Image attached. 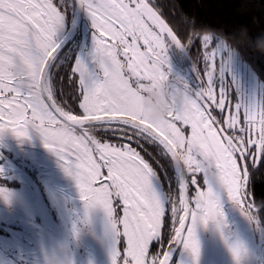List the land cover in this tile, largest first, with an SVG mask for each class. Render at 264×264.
Masks as SVG:
<instances>
[{
    "label": "snow or ice",
    "instance_id": "6c2138e0",
    "mask_svg": "<svg viewBox=\"0 0 264 264\" xmlns=\"http://www.w3.org/2000/svg\"><path fill=\"white\" fill-rule=\"evenodd\" d=\"M78 11L90 21L93 50L90 66L71 62L74 112L72 96L53 80L67 61L60 35ZM163 15L154 0H0V133L39 134L86 207L106 211L118 240L113 264H171L177 243L198 261V226L224 227L222 196L253 222L264 207L250 187L252 169L264 159V101H233L224 82L236 45L191 23L182 39ZM193 46L195 88L169 67L170 49ZM153 81L164 83L174 102L167 122L149 120L132 103L133 90ZM161 157L190 175L168 195L157 188ZM0 195L7 198L3 189ZM225 242L242 264L244 244Z\"/></svg>",
    "mask_w": 264,
    "mask_h": 264
},
{
    "label": "flooded vegetation",
    "instance_id": "af4514ba",
    "mask_svg": "<svg viewBox=\"0 0 264 264\" xmlns=\"http://www.w3.org/2000/svg\"><path fill=\"white\" fill-rule=\"evenodd\" d=\"M75 16L76 13L69 15L66 29L60 36L61 40L73 25ZM92 33L90 21L83 13L74 38L60 50L61 57H67V61L61 65L65 71H57L53 80L58 88L72 96L74 112L78 111V105L73 95V85L68 82L69 69L72 60L77 59L90 66ZM169 67L172 75L185 81L189 87L198 86L192 47L170 49ZM138 93L152 101L154 111L161 104L171 105L165 116L154 120L158 123L167 122L174 102L168 95L165 84L153 81L144 85L143 91ZM30 135L31 139H22L17 138L11 131L0 133V168L3 169L0 173V189L7 196L5 198V195H0V264H62L58 257L49 261L40 259H47L43 252L44 244L67 243L71 247L70 241H67L70 232H81L82 236L83 232L96 223L97 213L94 208L86 207L76 181L64 171L58 156L44 146L39 134L32 132ZM261 162L262 159L257 167ZM157 175L165 195L175 193L183 185L181 176L176 173L174 161L167 157L160 158ZM205 179L204 176L198 177L201 187ZM261 179V176L252 174L251 192L258 203H264V195L256 192L255 185ZM189 180L190 175L186 172V184ZM227 211L225 239L221 245L200 243L197 261L190 250L180 244L172 264H201V259L211 251L212 246H220L214 257L217 264H237L226 239L232 244L242 242L246 247L242 264H264V207L259 210L255 222L249 220L239 208ZM166 223H171L170 217H166ZM170 238L168 233L163 243L168 244ZM29 247L34 248L32 255L27 254Z\"/></svg>",
    "mask_w": 264,
    "mask_h": 264
},
{
    "label": "rangeland",
    "instance_id": "374dc122",
    "mask_svg": "<svg viewBox=\"0 0 264 264\" xmlns=\"http://www.w3.org/2000/svg\"><path fill=\"white\" fill-rule=\"evenodd\" d=\"M64 32V31H63ZM61 36V35H60ZM219 47V45H217ZM226 79H229L238 95L237 101L242 104H249L254 101H264V87L261 80L256 76L250 66L242 60L240 55L235 51L234 55H229L226 60ZM135 93L132 97V103L142 114L146 115L149 120L154 121V106L150 99L143 97L140 93ZM145 102V105H144ZM152 114H150V112ZM158 191L162 193L160 181L157 184ZM238 208L230 199L225 196L221 197V210L224 214L223 229L217 228L213 222L207 225L200 224L197 228V238L200 243H219L221 245L225 239V223L228 209ZM97 215L96 223L89 227L85 232H70L71 247L67 243H48L44 244L43 252L47 259L40 258L45 261L51 260L53 257L61 258L62 264H113V250L118 242L117 236L113 232L112 220L102 207L94 208ZM108 221H107V220ZM53 239V237H52ZM82 243V244H79ZM220 246H212L211 251L205 254L201 259V264H217L214 260L217 248ZM34 248L29 247L27 254L32 255Z\"/></svg>",
    "mask_w": 264,
    "mask_h": 264
},
{
    "label": "trees",
    "instance_id": "16d2710c",
    "mask_svg": "<svg viewBox=\"0 0 264 264\" xmlns=\"http://www.w3.org/2000/svg\"><path fill=\"white\" fill-rule=\"evenodd\" d=\"M154 3L160 6L163 18L182 39L194 30L191 23L197 31L216 33L236 45L235 51L264 87V47L260 46L264 44V38L259 40L264 37V0H154ZM253 38L258 41L256 48L251 47ZM192 49L196 62L198 49L196 46ZM224 82L231 81L226 79ZM230 94L232 100L237 101L233 85ZM259 167L253 168L252 174L262 177L255 185L256 192L264 195V159Z\"/></svg>",
    "mask_w": 264,
    "mask_h": 264
},
{
    "label": "water",
    "instance_id": "95a60500",
    "mask_svg": "<svg viewBox=\"0 0 264 264\" xmlns=\"http://www.w3.org/2000/svg\"><path fill=\"white\" fill-rule=\"evenodd\" d=\"M83 17V12H76V16H75V20L73 25L71 26V28L69 29V31L67 32V34L65 35L64 39L62 40V47L64 45H66L71 39L74 38L75 34H76V30L77 27L80 25V21L82 20ZM174 165H175V169H176V173L181 176L182 179V184L185 185L186 184V172L185 169L181 168L175 161H174ZM179 243H177L176 245L171 247V264L173 263V259L175 256V252L176 249L179 247Z\"/></svg>",
    "mask_w": 264,
    "mask_h": 264
},
{
    "label": "clouds",
    "instance_id": "9594fccd",
    "mask_svg": "<svg viewBox=\"0 0 264 264\" xmlns=\"http://www.w3.org/2000/svg\"><path fill=\"white\" fill-rule=\"evenodd\" d=\"M171 105L169 104H161L156 107L155 111L153 112V119H157L160 117L165 116L166 112L171 109Z\"/></svg>",
    "mask_w": 264,
    "mask_h": 264
}]
</instances>
